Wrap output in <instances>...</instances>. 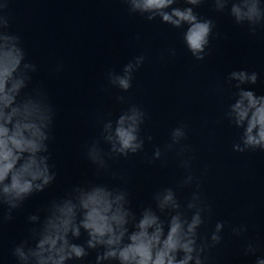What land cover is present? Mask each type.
<instances>
[{"label": "clouds", "instance_id": "9594fccd", "mask_svg": "<svg viewBox=\"0 0 264 264\" xmlns=\"http://www.w3.org/2000/svg\"><path fill=\"white\" fill-rule=\"evenodd\" d=\"M9 2L0 3V208L7 209L3 216L7 221L13 219V212L26 200L44 192L56 180L54 165L50 163L55 109L42 86L29 89L37 66L27 59L20 35L11 30ZM122 2L130 15L147 21L159 18L163 24L183 29L184 45L195 60L203 61L208 55L216 24L195 11L205 0H182L185 7L175 6L180 0ZM211 3L215 12H227L234 24L246 27L251 36L264 31L262 0ZM169 52L176 54L174 48ZM145 59L141 54L126 63L121 72L109 70L108 85L128 92ZM61 67L58 65L56 71ZM226 80L235 88L232 102L223 114V119L238 132L232 150L264 152V94L257 95L244 87L256 85L258 73L233 70ZM116 100L124 103L126 97L118 95ZM147 118V112L136 104H130L115 119L99 118V137L85 146L86 157L98 174L108 171L109 160L134 156L144 150L146 140L152 141L151 135L141 134ZM187 138V125L181 122L171 129L169 142L163 148L155 147L149 158V163H163L165 154L173 153L184 169L175 189L164 187L154 193V206L141 205L137 215L124 188L89 181L76 184L50 200L42 210L43 216L38 211L27 217L33 226L11 252L17 264L82 262L91 251L96 252L95 264H207L210 251L222 242L226 222L217 221L210 235H201L200 229L213 209L202 196L200 178L193 173L195 157L191 146L185 143ZM119 179L127 183L122 175ZM185 187L193 190L182 202L176 189ZM247 230L244 224L232 227L235 236ZM82 234H86V239L77 243ZM258 248L256 241L249 240L244 254L255 256ZM255 264H264V257H257Z\"/></svg>", "mask_w": 264, "mask_h": 264}]
</instances>
